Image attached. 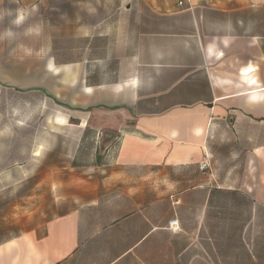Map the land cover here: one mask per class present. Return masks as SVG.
I'll use <instances>...</instances> for the list:
<instances>
[{"label":"crops","instance_id":"crops-1","mask_svg":"<svg viewBox=\"0 0 264 264\" xmlns=\"http://www.w3.org/2000/svg\"><path fill=\"white\" fill-rule=\"evenodd\" d=\"M39 1L0 0V20ZM119 5L75 59L0 40V84L75 107L77 148L107 150L62 164L75 204L1 241L0 264H264V0Z\"/></svg>","mask_w":264,"mask_h":264},{"label":"rangeland","instance_id":"rangeland-1","mask_svg":"<svg viewBox=\"0 0 264 264\" xmlns=\"http://www.w3.org/2000/svg\"><path fill=\"white\" fill-rule=\"evenodd\" d=\"M122 1L21 2L22 12L14 19L10 6H5L0 20L1 48L6 57L28 54L37 62L51 58L53 53L73 59L90 54L95 47L89 42L98 34L107 36L108 14H119V7L125 9L119 5ZM17 87L0 84V242L21 233L36 214L49 211L54 215L75 204L73 198L66 201L63 197L66 182L60 178L61 170L66 176V169L62 164L78 154L107 156L105 149L77 148L80 130L69 127L75 126L79 118L75 107L40 88ZM65 114L72 116L63 128L57 127L61 124L58 116ZM44 143L48 148H39ZM77 172L81 173L82 168ZM72 179L70 192L81 184L74 176ZM62 204L64 207L58 209Z\"/></svg>","mask_w":264,"mask_h":264},{"label":"built area","instance_id":"built-area-1","mask_svg":"<svg viewBox=\"0 0 264 264\" xmlns=\"http://www.w3.org/2000/svg\"><path fill=\"white\" fill-rule=\"evenodd\" d=\"M202 0H177V5L181 9H190L193 10L197 4ZM201 167L203 169L209 167V163L207 161L202 162ZM168 228L175 233H178L181 231V225L178 218H173L168 222Z\"/></svg>","mask_w":264,"mask_h":264}]
</instances>
